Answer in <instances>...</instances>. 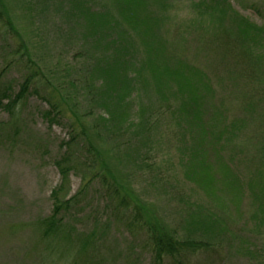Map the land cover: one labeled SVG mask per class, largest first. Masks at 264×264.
<instances>
[{
  "label": "rangeland",
  "instance_id": "1",
  "mask_svg": "<svg viewBox=\"0 0 264 264\" xmlns=\"http://www.w3.org/2000/svg\"><path fill=\"white\" fill-rule=\"evenodd\" d=\"M168 1L149 9L159 20L166 18L158 47L165 60L179 58L207 76L213 91L206 99L224 103L237 133L233 138L238 137L232 139L230 161L225 159L230 171L221 179L204 167L212 179L205 191L184 180L183 167L199 162L201 151L193 142L178 149L181 134L162 135L160 126H176L177 111L164 109L151 84L140 85L125 105V124L136 135L100 125L91 98H83L81 66L92 41L80 47L68 16L77 3L105 13L108 0H0V90L13 99L29 75L43 82L42 88L32 83L35 90L30 86L10 111L0 106V264H153L145 213L134 210L140 203L148 220L178 239L205 242L163 264H264V0ZM240 19L253 26L252 40L240 36ZM108 32H101L104 43ZM138 35L131 30L125 45L142 61L143 48L147 54L154 45L149 39L143 46ZM171 82L168 87L179 85ZM45 91L64 117L54 114L52 124L43 117L50 111L40 98ZM175 95L165 99L179 101ZM141 105L147 107L144 122L152 121L147 132L138 128ZM155 110L164 121L154 129ZM86 111L92 113L83 128L95 126L92 143L100 155H87L83 139L70 145L71 169L62 182L55 162L64 156L71 130L83 131L75 121ZM102 163L112 173L117 196L109 177L103 186ZM59 186V199L70 200L63 214L66 234L43 237L40 221L52 214L51 193ZM126 196L134 200L130 210L119 206Z\"/></svg>",
  "mask_w": 264,
  "mask_h": 264
},
{
  "label": "trees",
  "instance_id": "2",
  "mask_svg": "<svg viewBox=\"0 0 264 264\" xmlns=\"http://www.w3.org/2000/svg\"><path fill=\"white\" fill-rule=\"evenodd\" d=\"M153 3L156 7L160 8H163L165 3L170 4L168 0H108L107 6L102 9L107 12L98 14L91 11L89 6L80 9L77 8L78 3L74 5L75 10L73 7L68 17L71 21L70 24L76 25L75 28L80 37V47H84L91 41V46L93 45L89 48L86 64H82L81 66L85 93V95L83 94V98H85V101L89 97L91 98L93 105L91 104L90 110L98 111L97 119L100 125L110 127L109 129H114L116 132H119L117 129L121 128L122 131L124 129L136 135L134 127L125 124L128 121L125 105L133 102L132 97L137 95L136 93L139 91L140 85L144 83L153 85L158 89V93L155 95H157L164 109L169 110L171 107H174L177 111V116L175 115L176 126L170 127L168 125L162 127L160 126L164 121L161 118L162 113L155 110V116L152 118L154 129L158 122L163 136L173 135L174 138L176 134H181L182 137L179 141V145L181 146L178 149L184 147L185 143L192 144L193 142L192 145H197L196 149H200L201 151L199 162L192 164L190 168L183 167V178L191 184H198L205 191L208 189L204 186H207L212 179L210 176L207 179L206 176L210 172L204 169V167H211L213 173L221 175L220 178L222 179V175H226L231 169L230 165L225 162V159L230 161L227 156L232 149L231 145H233V141L237 140L238 137L234 135L235 139L233 138V134L236 132L232 125L233 122H231L228 114L224 111V103L222 101L218 102L217 98L213 100L211 98L206 99L213 91L212 87H210L211 85L208 83L207 76L203 73L202 75L199 74L194 68H187L182 63L183 60L179 58L169 57V61L164 59L162 55L164 49L158 47L157 41L158 33H160L159 28L165 23L166 18L164 19V16H162V18L160 17L161 20H159L155 13L149 10ZM73 13L75 17H73ZM9 23L8 21V26L11 25ZM238 25L240 27L239 34L242 39H251L250 32L248 31L252 30L253 26L243 19L238 21ZM94 28L95 32L93 31ZM107 30L111 33L105 34L106 42L104 43L101 32L106 33ZM131 30L136 34L142 35H138V39L141 40L143 46L144 42L149 39L152 41V45H154L153 50L150 51L151 49L149 48L148 51L150 52L147 54L143 48L144 57L142 61L136 59L135 51L132 47L125 45ZM110 34L113 35L112 38H108ZM144 36H148L149 38ZM254 42H257V40ZM112 46L115 50L112 49ZM204 78L206 83L204 82ZM171 80L175 81L176 85L179 83V85L177 87H168L167 84L173 83ZM32 83L35 84L36 88H42L43 86L41 79H34L32 75H29L13 99L7 95L6 91L0 90V106H3L8 111L13 109L24 99L30 86L35 90V87L31 85ZM93 90H95V93L91 94ZM173 91L177 93L175 98H179V101L169 98L165 99L166 96H171ZM34 94L37 95L35 92ZM52 96V94L49 96L46 91L43 96L40 95V98L49 106L50 111H46L43 114V117L49 124L55 122L54 114L59 118H64L59 106L50 102ZM5 100H7V103L3 104ZM146 110L147 107L141 105L138 128H141L143 132H147V130L152 128H148L152 124L151 119L144 122ZM68 113L71 116L75 114L71 110ZM91 113V111L82 112L81 115L76 117L75 122L79 125L80 129L84 127V122L82 121L87 120ZM94 127L93 125L89 126L88 132L84 131L85 129L83 128V131L81 130L79 134L74 132V130H71V133H69V140L64 144L66 149L64 156L55 162L62 182H65L64 180L67 179L71 169L67 166L69 160L74 155L71 152L70 145L83 139L88 144L85 153L87 155L91 154L93 157H99L100 152L92 143V136L97 134L94 131ZM190 154H195V151L192 150ZM183 164L187 165V160ZM101 165L105 168L103 186H108L107 177H109L114 184L113 195L117 196L118 190L109 167H105L103 163ZM61 189L62 186H59V188L52 191V214L40 221L39 231L43 237H61L66 234L63 214L70 207V200L64 201L59 199L58 192ZM131 198V196H126V198L120 197L119 206L122 209L130 210L131 203L134 201L128 200ZM134 210L136 212L138 210L144 211L145 213L144 223L147 229H144V232L147 245L152 254L153 264H163L166 259L175 260L181 254L198 250L205 243L201 245L199 241L180 240L176 234L165 226L154 224L153 220H148V216L146 215L148 210H146L143 203L137 205Z\"/></svg>",
  "mask_w": 264,
  "mask_h": 264
}]
</instances>
